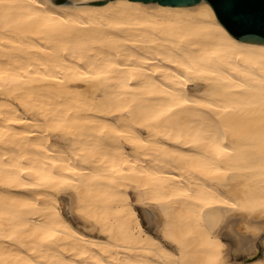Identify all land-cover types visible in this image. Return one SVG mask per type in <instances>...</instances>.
Listing matches in <instances>:
<instances>
[{
  "label": "bare ground",
  "instance_id": "6f19581e",
  "mask_svg": "<svg viewBox=\"0 0 264 264\" xmlns=\"http://www.w3.org/2000/svg\"><path fill=\"white\" fill-rule=\"evenodd\" d=\"M263 233L264 46L204 5L0 0V264H264Z\"/></svg>",
  "mask_w": 264,
  "mask_h": 264
},
{
  "label": "water",
  "instance_id": "95a60500",
  "mask_svg": "<svg viewBox=\"0 0 264 264\" xmlns=\"http://www.w3.org/2000/svg\"><path fill=\"white\" fill-rule=\"evenodd\" d=\"M137 0H94L122 2ZM173 5H204L215 11L238 42L264 46V0H142Z\"/></svg>",
  "mask_w": 264,
  "mask_h": 264
},
{
  "label": "rangeland",
  "instance_id": "374dc122",
  "mask_svg": "<svg viewBox=\"0 0 264 264\" xmlns=\"http://www.w3.org/2000/svg\"><path fill=\"white\" fill-rule=\"evenodd\" d=\"M134 198H136V196L134 195L133 196ZM67 209H71L69 207H67ZM70 212V211H69ZM254 228V227H253ZM253 228H250L248 231H251L252 233L254 232V229ZM246 230V229H244ZM247 231V230H246ZM257 231V230H256ZM263 237H264V233L263 235L259 238V240H257V245L259 246L258 247V251L255 252L254 254L252 255H248L247 257H245L243 254L239 255V257H237L238 260H254V259H257V258H260V257H263L264 256V242H263Z\"/></svg>",
  "mask_w": 264,
  "mask_h": 264
}]
</instances>
